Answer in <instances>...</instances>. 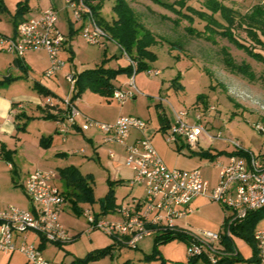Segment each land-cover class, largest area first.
<instances>
[{"label":"rangeland","instance_id":"rangeland-1","mask_svg":"<svg viewBox=\"0 0 264 264\" xmlns=\"http://www.w3.org/2000/svg\"><path fill=\"white\" fill-rule=\"evenodd\" d=\"M68 1L70 0H0L3 6V10L0 9L1 37H14L13 19L18 3H22L27 9L24 16H31L37 11L53 10L56 15L55 28L67 41L57 57L64 66L52 78L44 76L50 67L45 51L29 52L28 62L20 66L10 61L11 54L6 53L5 47L0 44V51L6 53H0V123L8 119L10 112L7 105L3 104L5 102L9 103L10 107L22 104V110L13 108V111L15 115L24 114L18 119L13 116L0 138V145L12 153L11 162H7L0 150V208L13 207L23 210L30 207L22 185L28 174L35 170L54 172L53 184L66 192L65 180L61 179L58 170L73 166L91 184L93 190L92 202L77 203L80 211H90L92 215H100L106 221L116 220L117 217L112 215L113 211L102 214V201L110 190L109 181H121L120 185L113 186L115 208L125 205L132 198L144 197L141 186H128L132 172L125 165L124 147L105 143L104 135L98 129H89L83 133L71 129L67 134L60 136L56 133L55 122L43 118L42 111L47 110L32 86L37 83L48 89L55 95L50 97L52 103H56L57 98L64 100L73 97L66 75H74L97 66L112 70L128 66L120 47L107 36L102 37L96 45H90L82 39L80 32L83 23L74 20L72 12L67 8ZM93 1V5L101 3L100 15L104 19H116L112 9L114 0ZM126 1L138 22L157 39L164 41L152 48L157 59L151 67L159 71V75L148 76L145 72H139L134 76V85L138 92L133 98L127 97L121 102L103 99L94 89L86 88L79 98L77 109L80 111L89 104L95 105L92 111L97 117L93 120L100 124L109 125L105 120L118 114L120 117L141 119L146 122V131L152 135L150 142L164 165L169 169L183 171L198 169L210 188L217 183L218 169L214 168L213 162L189 156L192 150L185 144L182 149H178L181 143L167 144L165 135L169 129L164 133L158 130L161 126V112L171 124L174 121L173 111L185 113L184 121L189 126L199 123L211 136L220 134L223 141H208L204 136H200V146L204 150L233 153V146L227 141H236L244 150L256 156H263L264 64L257 63L250 55L219 35L215 37L216 45L189 35L186 32L187 27L197 31H202L204 27V22L196 17L191 25L181 20L180 24L175 26L172 20L176 19V14L156 5L152 0ZM175 1L180 0L162 2L173 4ZM218 1L233 9L237 18L250 14L256 7L264 9V0ZM186 5L201 10L202 0H188ZM234 36L248 50L264 58V49L253 46L244 30L236 27ZM262 40L264 42V39ZM172 42L178 43L180 49H170L169 43ZM224 51L229 53L236 65L248 64L254 78L249 79L226 66L222 54ZM131 78L120 74L113 82L122 92L131 93ZM100 103L107 108L100 107ZM159 103L161 106L156 107ZM197 118H200V121H197ZM76 122L78 123V119ZM255 125L262 126V132L257 131ZM49 136L52 137L51 145L45 148L41 140ZM221 159L225 162L226 155ZM9 164L13 166V170L8 168ZM120 169L122 172H119ZM189 209L191 212L185 218L175 220V225L193 236H200L205 232L219 234L229 241L231 253L238 254L239 261L236 264H256L253 241L248 236H240L238 230L235 233L230 231L227 227L228 220L223 227L225 219L231 216L230 210L207 196L194 198ZM58 222L68 231L70 240L62 244L61 249L51 244L45 246L42 254L49 264H80L72 261L83 260L89 252L114 244L113 238L99 230L88 233L90 227L87 219L83 214L75 215L67 203L58 216ZM263 228L264 218L254 225L253 230ZM31 239L32 237L29 241ZM153 240V235L142 238L136 249L116 246L111 258L105 256L86 264H121L125 261L129 264H159L158 260H145V256L152 253ZM215 249L225 255L228 253L223 243L216 244ZM158 251L164 264L188 260L189 248L178 239L161 244ZM201 262L199 260L198 264ZM0 264H26V260L18 252H14L11 257L0 253Z\"/></svg>","mask_w":264,"mask_h":264},{"label":"built area","instance_id":"built-area-1","mask_svg":"<svg viewBox=\"0 0 264 264\" xmlns=\"http://www.w3.org/2000/svg\"><path fill=\"white\" fill-rule=\"evenodd\" d=\"M67 8L72 12L75 21L81 24L80 35L90 44L96 45L104 31L96 23L90 7L84 0H70ZM56 15L48 9L39 12L36 17L23 20L16 29L13 38L0 36V44L7 53L22 59L28 51H45L50 61V67L45 71L46 78L56 76L57 71L64 63L57 60L58 53L65 43V38L55 28ZM128 59V58H127ZM128 63L135 69V65L128 59ZM148 76L159 75V71L150 70ZM73 93L75 77L66 75ZM131 93L117 90L112 99L124 101L127 97H134L137 89L134 85V75L131 78ZM65 110V120L58 122L60 135L68 133L69 129L87 131L98 129L104 135L105 143H116L125 148V165L132 172V179L128 186L133 188L141 186L144 190L143 198H132L125 205L117 207L113 214L116 220L106 221L102 217L92 215L90 211H83L91 233L95 230L114 238L120 244L129 248H136L138 242L154 234L147 228L164 227L176 228L175 220L185 218L191 211L190 202L199 196H207L213 202L220 203L231 211L227 218L228 225L242 221L250 212L264 208V155L256 156L244 150L239 142L227 141L233 146L234 155L226 156L224 162L221 157L213 162L218 169V180L213 188L203 178L200 170L183 171L167 168L149 139L142 137L132 144H127L131 131L145 132L146 122L135 117H119L113 124H100L83 117V123L78 125L76 119L80 113L70 97L56 101ZM52 98L44 97V105L53 107ZM174 121L165 135L167 144L183 141L188 147L194 149L200 136L208 141H223L220 134L211 136L206 128L196 123L189 126L184 118L185 113H175ZM200 121V118H197ZM255 129L262 132L263 127L255 125ZM64 140V137H63ZM226 141V140H225ZM11 169V166H8ZM55 173L46 170H35L28 174L23 182L24 193L30 203L28 209L0 208V253L11 255L20 253L26 264H49L38 249L40 239L47 243L68 242V231L58 222V216L63 211L66 202L61 190L53 184ZM189 234V233H188ZM29 237H32L29 241ZM222 236L205 232L200 236L189 234V257L208 253L212 263L216 255L227 256L215 249L221 243ZM253 240L257 250V264H264V228L254 231ZM234 256V255H233Z\"/></svg>","mask_w":264,"mask_h":264},{"label":"trees","instance_id":"trees-1","mask_svg":"<svg viewBox=\"0 0 264 264\" xmlns=\"http://www.w3.org/2000/svg\"><path fill=\"white\" fill-rule=\"evenodd\" d=\"M163 0H152L153 3L161 7L167 8L171 13L176 14V19L172 20L175 26L180 24L181 20H185L190 25L193 23V18H198L204 22V27L202 31H197L192 27H187L186 32L198 39H202L208 43L216 45L215 37L219 35L220 38L227 39L228 42L233 44L239 50L250 55L254 58L257 63L264 64V58L259 54L253 53L250 49L240 43V41L234 36V29L239 27L244 30L248 41L253 46H258L259 48L264 49V9L256 7L250 14L243 15L240 17H235V11L226 5L222 4L218 0H202V9L197 10L191 6H187L186 2L188 0L175 1L173 4H166L162 2ZM84 2L90 7L98 26L104 31L105 35L112 41H114L121 49L122 55L129 59L134 65L135 69L128 63L126 68H121L118 70L106 69L103 66H97L93 69L82 70L79 73L74 74L75 81L73 87V97L71 98L72 102L78 100L86 88H92L104 99H112V95L115 91L121 90L120 87H116L114 80L120 74H125L128 78H131L133 75H137L139 72H148L154 70L151 67V64L154 63L157 59L155 52L152 51L153 47H156L159 43H164L161 39H157L153 33L148 31L141 25L134 12L128 6L126 0H114L112 6L113 11L116 14V19L108 21L100 15L101 3H96L93 5V0H84ZM178 7V9H176ZM0 9L3 10V6L0 2ZM27 9L18 3L15 18L13 19L14 26V36L16 34L17 26L23 21V16ZM166 18V17H165ZM168 19V17H167ZM72 31V29H71ZM67 42V41H66ZM251 46V45H250ZM178 43H169L170 49L178 48L180 49ZM252 47V46H251ZM254 48V47H252ZM224 61L226 66L232 69L233 72L239 73L248 77L249 79L254 78V73L250 69V66L246 63L236 65L234 61L230 58L229 53L224 51L223 53ZM127 59V60H128ZM17 65L22 66L20 59L16 58ZM33 89L42 96V97H55V95L50 92L45 87L33 83ZM58 101L61 99L57 98ZM58 103H55L53 107H57ZM156 107L161 106V104L155 105ZM50 106L45 105L46 110L50 109ZM24 114H17L14 116L15 119L22 117ZM43 118L48 120H53L54 122H62L65 120V110H57V113L51 115L46 113L43 115ZM159 120L161 123L160 128L158 129L161 132H166L169 129L171 123L164 118V114L161 112L159 114ZM57 133V131H56ZM52 137L42 138L41 144L48 148L51 145ZM181 143L178 149L184 148V142L177 141L176 145ZM1 154L3 159L7 162H11L12 153L6 151L4 146L0 145ZM236 153H226L223 151L210 152L208 150L202 151H191L189 156L197 157L200 160H207L209 162H214L217 158L222 157L223 155L229 156ZM11 170H13V166ZM61 179L65 180V186L67 188L66 192H62L65 202L71 206L72 212L79 216L83 214V211L77 207L78 202H92V186L91 184L81 175L78 169L73 166H67L58 170ZM121 181H109L110 190L102 201V214L109 213L114 211L116 208L113 205V186L120 185ZM97 218L101 217L100 215H95ZM264 218V208L250 212L246 217L234 225L227 226L228 229L232 232L238 233L240 236L249 237L253 241L255 262L257 264V250L255 242L253 240V228L254 225ZM227 218L224 221L223 227ZM150 230L154 232L153 248L150 255L145 256V260H158L159 264H164L163 258L158 251V247L161 244H165L174 239L183 241L188 246L189 234L187 231L181 228H164V227H153L148 226ZM114 239V238H113ZM221 243L226 246V251L228 252L227 256L216 255L215 263H212L209 260L208 253L197 255L194 257H189L186 262H175L173 264H198L201 260V264H236L238 259V254L231 253V247L229 241L225 237H222ZM51 244L53 246L59 247L61 249L60 243H47L44 239H40L38 244V249L43 252L45 246ZM116 246H125L120 244L117 240L114 239V244H111L103 249L94 250L89 252L83 260H74L72 263L86 264L87 262L98 260L102 257L109 256L112 257V251ZM136 249V248H133ZM121 264H129L128 261H125Z\"/></svg>","mask_w":264,"mask_h":264},{"label":"crops","instance_id":"crops-1","mask_svg":"<svg viewBox=\"0 0 264 264\" xmlns=\"http://www.w3.org/2000/svg\"><path fill=\"white\" fill-rule=\"evenodd\" d=\"M38 13H39V11H37V12H35V13H32L31 14V16H23V20H25V19H29V17L31 18V17H36L37 15H38ZM65 44H66V42H65ZM64 44V45H65ZM69 45V44H68ZM4 47V46H3ZM0 50H1V48H0ZM1 52H3V51H0V53ZM29 52H31V51H28L25 55H24V57L22 58V59H20V61H21V63H22V65H25L27 62H28V60H29ZM3 53H5V52H3ZM7 53V52H6ZM5 53V54H6ZM10 54V53H9ZM16 56H14L13 54H11V57H10V61L12 62V61H16ZM128 61V60H127ZM16 64H17V62H15ZM129 79V78H128ZM40 98H41V102H42V104H44V97H42V96H40ZM104 99V98H103ZM78 102H79V99L78 100H76L75 101V106H76V108L78 107ZM0 103H1V101H0ZM4 105L6 104L7 105V109L9 110L10 109V112H9V114H8V119H4L1 123H0V138H1V135H3L5 132V130L8 128V122H10V119H12V117L13 116H15V112L13 111V108H16V109H19V110H22L23 109V105L22 104H17V105H15V107H10L8 104L9 103H3ZM45 106V105H44ZM100 107H102V108H107V106L106 105H104V104H101L100 103V105H99ZM95 107V105H92V104H89L88 105V107H83L82 108V110H78L79 111V113H80V117H78L77 119H78V125H79V123H83V117H86V118H90V119H94V117H97L96 115H95V113L92 111L93 110V108ZM50 109H48L47 111H42V114L44 115V114H46V113H49V114H51V115H54V114H56L57 113V110L59 111V110H63L64 108H63V106L60 104V103H58L57 104V107H56V109L55 108H51V107H49ZM118 117H120V114H118V115H116V116H114V117H112V118H110V119H106L105 121L107 122V123H110V124H113L115 121H116V119L118 118ZM95 121V120H94ZM5 122V123H4ZM58 127H59V124H58V122H55V130L57 131V134H59V132H58ZM69 130H71V129H69ZM73 131H76V132H78V133H83V131L81 132V131H79L78 129H73ZM60 135V134H59ZM60 136H62V135H60ZM142 137H145V138H147V139H149L150 141H151V137H152V135L150 134V133H147V131L145 130V132H143V133H137V132H134V131H131L130 132V135H129V137H128V140H127V144H132L136 139H139V138H142ZM113 144V143H112ZM114 144H116V143H114ZM185 144V143H184ZM119 145V144H118ZM186 145V144H185ZM192 151H196V152H198V151H202V150H204L201 146H200V139H199V142H198V145L194 148V149H192V148H190ZM124 152H125V148H124ZM222 158V157H221ZM166 166V165H165ZM127 167V166H126ZM167 167V166H166ZM128 168V167H127ZM168 168V167H167ZM129 169V168H128ZM216 169V168H215ZM130 170V169H129ZM194 170H195V168H194ZM119 172H122V169H120L119 170ZM131 172V171H130ZM202 173V172H201ZM195 198H198V197H195ZM192 202V201H191ZM190 202V203H191ZM190 205V204H189ZM30 208V207H29ZM188 209H189V206H188ZM190 211H191V209H189ZM178 227V226H177ZM179 228V227H178ZM29 238H31V237H29ZM5 256H9V257H11L12 256V254L11 255H5Z\"/></svg>","mask_w":264,"mask_h":264}]
</instances>
